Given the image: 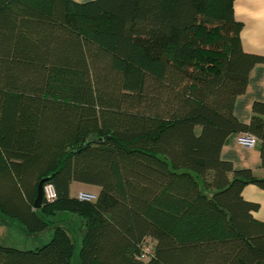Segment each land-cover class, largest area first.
Wrapping results in <instances>:
<instances>
[{"label": "trees", "instance_id": "16d2710c", "mask_svg": "<svg viewBox=\"0 0 264 264\" xmlns=\"http://www.w3.org/2000/svg\"><path fill=\"white\" fill-rule=\"evenodd\" d=\"M234 2L0 0V213L35 234L72 212L81 264H264L243 196L264 178L221 158L249 134L264 167V101L248 124L234 114L264 63ZM44 179L57 199L36 208ZM74 182L96 200L71 197ZM0 264H75L72 236L0 245Z\"/></svg>", "mask_w": 264, "mask_h": 264}, {"label": "crops", "instance_id": "0c3cea01", "mask_svg": "<svg viewBox=\"0 0 264 264\" xmlns=\"http://www.w3.org/2000/svg\"><path fill=\"white\" fill-rule=\"evenodd\" d=\"M74 1L84 3L91 0ZM234 12L237 20L243 23L240 39L244 50L251 54L264 56V0H235ZM256 101H264V63L257 64L252 69L248 79L246 92L243 95L238 96L236 99L234 105V114L240 122L245 124L250 123L253 116V104ZM242 135L243 134H239L232 137L228 143L224 145L221 151V158L225 161L231 162L234 168L237 170L249 169L256 177L264 178V167L262 165L261 154L258 146L256 145L253 148H247L240 144L239 138L242 137ZM71 191L72 189L70 188L71 197L79 198V196L77 197L72 195ZM243 196L247 201L259 204V210L256 211L254 215L256 219L264 222V189L256 185L249 184L244 188ZM57 214L58 212L56 215ZM73 215L78 217L75 214ZM54 218H52V220ZM4 220L7 223L15 222L19 224L20 222L17 219L0 213V222H3ZM79 221L81 224L80 237L82 242L83 223L80 218ZM19 225H22L27 240L24 243L15 244L17 247L14 248L22 250H34L45 244L51 238L50 235H45L48 230L42 233L31 234L27 231L23 224ZM2 227L3 223H0V231ZM55 227L50 229L53 230ZM0 245H9L5 242L4 236H0Z\"/></svg>", "mask_w": 264, "mask_h": 264}, {"label": "rangeland", "instance_id": "374dc122", "mask_svg": "<svg viewBox=\"0 0 264 264\" xmlns=\"http://www.w3.org/2000/svg\"><path fill=\"white\" fill-rule=\"evenodd\" d=\"M71 193L74 196H81V194H89V195H93L95 196V198H93V201L96 200L97 198V194H99L100 188L94 185H88V184H84V183H78V182H74L71 185ZM54 218V217H52ZM55 221L54 225L52 227L55 226H62V228H66L72 238H73V242H74V246H75V264H81L80 258H79V252L81 249V237H80V221L78 217H75L73 215L72 212L63 210V211H58V214L55 215V218L53 219ZM19 222V221H17ZM3 227L1 229V233L0 236H4L5 238V242L9 245L7 246H13V247H17L15 246V244H19V243H24L27 240V237H25V232L24 229L22 227V225L19 222V224L15 223V222H6L5 220L3 222ZM54 233V229H50L48 230L45 235L46 236H52ZM155 243L154 240L150 239L149 240V245H153Z\"/></svg>", "mask_w": 264, "mask_h": 264}, {"label": "built area", "instance_id": "2783aa9c", "mask_svg": "<svg viewBox=\"0 0 264 264\" xmlns=\"http://www.w3.org/2000/svg\"><path fill=\"white\" fill-rule=\"evenodd\" d=\"M239 142L240 144H242L247 148H253L257 145V139L249 134H243L242 137L239 138ZM44 198L47 202H54L57 199V192L54 185L47 184L44 186ZM93 198H95V196L89 194H81V196H79V199L87 200V201L92 200ZM150 253H151V249L146 247L145 256H147Z\"/></svg>", "mask_w": 264, "mask_h": 264}, {"label": "water", "instance_id": "95a60500", "mask_svg": "<svg viewBox=\"0 0 264 264\" xmlns=\"http://www.w3.org/2000/svg\"><path fill=\"white\" fill-rule=\"evenodd\" d=\"M48 181H49V179H44L39 184V187H38V198H37L36 203H35V207L36 208L40 207V205H41V203L43 201V198H44V185Z\"/></svg>", "mask_w": 264, "mask_h": 264}]
</instances>
